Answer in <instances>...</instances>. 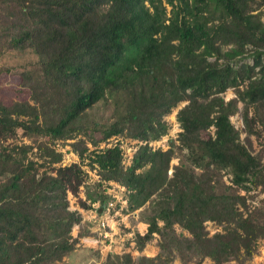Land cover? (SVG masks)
Wrapping results in <instances>:
<instances>
[{
  "label": "trees",
  "instance_id": "1",
  "mask_svg": "<svg viewBox=\"0 0 264 264\" xmlns=\"http://www.w3.org/2000/svg\"><path fill=\"white\" fill-rule=\"evenodd\" d=\"M165 1L172 6L170 17L163 0H0V55L31 47L42 57L33 80L42 119L0 111V264L61 261L74 250L72 228L82 220L68 199L69 192L79 195L85 181L81 165L40 170L29 157L33 145L11 140L19 129L24 135L48 136L49 142L37 144L46 159L39 164L53 165L61 153L50 144L76 137L87 111L111 90L139 98L133 110L137 127L130 135L145 144L130 166L124 165L119 144L93 149L90 164L99 167L103 179L134 191L141 202L156 193L162 202L147 232L138 234L140 249L158 234V253L116 254L108 264H172L178 257L183 264L194 259L199 264L206 257L214 264H246L257 253L264 237V197L251 206L246 195L218 192L213 179L219 173L210 166L228 169L233 183L248 192L264 188V21L253 7L264 0H216L222 14L212 26L192 16L190 0ZM248 51L253 63L237 65L234 59ZM183 54L197 58L189 62ZM229 87L237 88L240 99L222 96ZM185 99L190 112L214 113L217 128L207 143H186L191 159L203 167L191 179L179 172L169 175L173 148L149 145L167 132L164 115ZM240 100L244 128L262 145L257 154L231 120ZM123 129L114 123L104 137ZM73 147L81 158L89 151L84 139ZM80 205L88 206L82 199ZM208 220L225 224L224 229L210 234ZM176 224L188 234L177 231Z\"/></svg>",
  "mask_w": 264,
  "mask_h": 264
},
{
  "label": "rangeland",
  "instance_id": "2",
  "mask_svg": "<svg viewBox=\"0 0 264 264\" xmlns=\"http://www.w3.org/2000/svg\"><path fill=\"white\" fill-rule=\"evenodd\" d=\"M190 2L192 3V16L199 22L212 26L221 19L222 13L216 5V0H207L203 3L194 0H190ZM163 4L166 6V16L170 17L172 6L165 0H163ZM253 7L254 12L259 13L264 21V5L253 2ZM227 47L225 49H228ZM251 52L248 51L236 57L234 60L237 61V65L242 62L253 63ZM183 57L189 62H194L197 58L187 54H183ZM224 60L222 58L220 62ZM41 62L42 57L31 47L7 49L0 55V111L11 110L22 118L38 115L42 119L41 109L33 87V80L39 76ZM246 86V83H242L240 87L244 89ZM221 94L226 100L234 97L239 98L237 88L234 87H229ZM140 103L137 96L128 97L125 91H108L105 99L87 111L81 122L83 130L76 137L57 139L50 144V147L54 148L56 152L61 153V160L53 165L40 166L39 164L46 159L42 156L44 150L39 149L37 144L40 141L49 142L48 136L24 135L23 131L19 129L18 136L11 140L16 143L25 142L33 145L29 157L37 161L40 170L77 162L85 171V181L80 188L79 195L68 193L70 209L78 210L83 220L72 228L71 233L77 238L76 246L72 252L54 264H108V261L113 259L116 254L130 252L136 257L141 254L153 256L158 253L160 238L158 234L155 233L152 241L142 249L138 243V234L142 235L147 232L150 218L159 211L162 202L160 194L156 193L148 200L141 202L134 195V191L119 182L103 179L99 167L90 164L93 149H103L115 144H119L123 151L124 165L132 164L134 154L140 145L145 144L144 141L130 135V132L137 127V119L133 110ZM188 104V99L182 100L164 115L168 124L167 132L158 139L149 141V145L153 149L173 148L175 155L170 162L169 175L172 176L175 172H179L187 179H191L200 175L203 167L191 159V155H189L191 151L186 143H207L215 136L217 128L214 123V113L208 112V115L202 116L195 111L190 112ZM243 106L244 102L240 100L238 111L231 115V120L240 130V138L243 143H246L249 149L257 154L262 150V145L255 135H249L244 128ZM114 123H119V126L124 129L121 133L106 139L104 134ZM78 139H84L85 144L89 147V151L85 152L83 158L74 151L73 143ZM248 139L252 142L251 145ZM2 149L0 143V151ZM147 168L148 165L139 168L138 171ZM210 169L214 173H219V177L213 179L218 192L234 191L246 195L247 202L251 206L258 204L264 197V188L261 185L248 192L242 186L237 187L233 183L232 173L228 169L216 167L214 164H211ZM3 189V182L0 178V194ZM163 193L166 194V191ZM80 199L86 202L87 208L80 205ZM159 224H163V222L160 220ZM205 225L210 234L222 231L225 226V224L213 220L206 221ZM176 229L188 234V231L180 224H176ZM110 254L111 256H109ZM197 262L198 260L194 259L188 264H198ZM172 264H183V262L178 257ZM199 264H214V262L206 257ZM223 264L238 263L231 260ZM246 264H264V237L259 239L257 253L248 259Z\"/></svg>",
  "mask_w": 264,
  "mask_h": 264
},
{
  "label": "crops",
  "instance_id": "3",
  "mask_svg": "<svg viewBox=\"0 0 264 264\" xmlns=\"http://www.w3.org/2000/svg\"><path fill=\"white\" fill-rule=\"evenodd\" d=\"M99 212H100V210H99ZM83 221V220H82Z\"/></svg>",
  "mask_w": 264,
  "mask_h": 264
}]
</instances>
